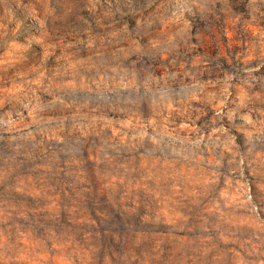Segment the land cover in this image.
<instances>
[{
	"label": "rangeland",
	"instance_id": "obj_1",
	"mask_svg": "<svg viewBox=\"0 0 264 264\" xmlns=\"http://www.w3.org/2000/svg\"><path fill=\"white\" fill-rule=\"evenodd\" d=\"M0 264H264V0H0Z\"/></svg>",
	"mask_w": 264,
	"mask_h": 264
}]
</instances>
